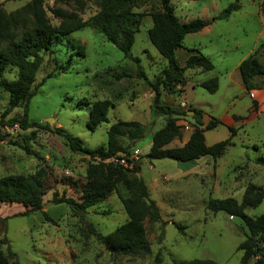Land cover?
I'll return each instance as SVG.
<instances>
[{
    "label": "rangeland",
    "instance_id": "1",
    "mask_svg": "<svg viewBox=\"0 0 264 264\" xmlns=\"http://www.w3.org/2000/svg\"><path fill=\"white\" fill-rule=\"evenodd\" d=\"M30 1L0 0V9L11 15ZM232 2L170 0L182 23L197 18L210 19ZM262 3L264 0H243L239 11L227 20L216 21L211 34L199 40L202 48L198 50L203 55H212L213 75L220 81V86L213 95L197 88L193 99L204 111V124L210 118L222 119L223 124L205 131V143L211 146L227 139V127L235 132L232 145L217 158L204 157L187 164L146 158L153 134L163 128L167 117L153 119L151 90L138 77L136 64L125 59L89 24L64 37L54 45L51 53L43 55L34 85L44 79L45 82L29 102L25 117L23 106L2 117L8 107V95L0 89V179L37 176L41 182L36 191L37 211H30L21 204L0 203V218H8L5 226L0 223V240L8 241L20 264H179L192 260L241 264L242 251L238 247L248 235L244 222L224 212L212 213L208 201L233 198L240 202L248 185L264 190V165L259 164V161L264 163V101L261 104L251 101L237 89L226 88L224 83L229 70L241 59H246L255 45L256 56L264 66ZM43 7L48 23L57 26L59 20L51 10L62 8L89 21L99 12L101 1L43 0ZM159 10V0H140L133 10L142 17L131 54L139 60L150 82L160 79L167 66L147 36V30L152 26L150 14ZM24 15L29 17L27 12ZM185 44L189 45L188 38ZM80 47L81 54L78 53ZM219 49L227 53L219 54ZM177 58L181 61V53ZM69 59L71 65L63 72L61 68ZM124 74L127 76L123 77ZM209 75L202 71L194 76L189 71L186 76L204 80ZM17 76L16 69L7 67L0 81H14ZM186 76L184 80H187ZM104 100L113 104L107 113V123L91 131L87 127L89 108L94 102ZM161 104L169 107L163 101ZM172 109L179 113L196 110L194 105L173 106ZM224 114L232 116L224 118ZM192 116L189 112L173 116L181 136L169 145L170 148L180 147L186 135L193 131ZM22 119L28 125L34 123L35 127L21 128L17 122ZM118 121H135L145 126L141 139L121 138L119 145L130 147L129 158L140 166L139 177L159 210L158 222H145L146 239L150 244L147 255L114 256L92 233L93 229L107 236L127 221L121 203L127 192L122 186L117 185L102 204L81 213L54 201L64 198L78 203L82 190L101 189L105 185L104 175L86 174L87 167L98 161L83 152H72L57 131H66L80 140L83 147L94 150L106 146L107 131ZM118 158L110 163L120 166L119 160L124 157L119 155ZM190 166L194 168L186 172ZM245 213L249 217L264 215V201ZM0 249L6 251V245H1ZM249 264H254V260Z\"/></svg>",
    "mask_w": 264,
    "mask_h": 264
},
{
    "label": "trees",
    "instance_id": "2",
    "mask_svg": "<svg viewBox=\"0 0 264 264\" xmlns=\"http://www.w3.org/2000/svg\"><path fill=\"white\" fill-rule=\"evenodd\" d=\"M79 3V0H73ZM101 7L98 13L83 21L76 13L62 8L51 10L52 15L59 20L57 26H51L45 17L43 0H31L24 8L14 14L7 15L0 9V76L5 68L11 67L17 70L18 76L14 81H0V89L8 95V107L3 116L8 115L12 109L23 106L24 117L28 112V105L36 95V91L43 85L45 79L38 85H34L36 74L42 65L43 55L51 53L54 45L64 37L81 31L88 24L101 33L106 41L118 49L124 56L136 64L138 77L151 90V115L153 119L166 116L167 120L163 128L153 134L151 147L146 155L149 161L171 160L177 164L193 163L204 157L217 158L232 145L235 136L233 128L227 127L229 137L223 141L207 146L205 143V131L215 129L223 125L220 120L210 118L204 124L203 112L200 110H186L178 112L161 104V91L172 93L177 85L184 83V73L190 69H200L210 72L214 66L206 56L196 52L191 54L183 67H180L175 57V52L182 48L184 38L189 34H195L216 21L227 20L233 13L241 9L243 0H233L224 10L211 19H193L182 23L175 15L170 0H159L160 10L150 14L152 26L147 30L150 44L167 66L161 73V78L150 82L142 71L139 60L132 56L131 48L134 44L135 34L140 25V14L133 12L136 3L140 0H100ZM199 1V0H193ZM264 13V3L260 6ZM27 12L29 17L24 15ZM82 48H79L81 54ZM70 59L61 68L64 72L70 67ZM239 75L245 91L264 89V66L256 56V52L243 60L238 67ZM127 75H123L126 77ZM259 81V82H258ZM200 87L208 94L213 95L218 90L216 77L210 78L200 84ZM113 104L108 101L94 102L89 108L87 127L94 131L98 126L107 123V113ZM187 111L193 112L192 119L195 126L188 141L181 147L165 148L174 140L180 138V127L173 116ZM21 128L35 127V124H27L25 120L17 122ZM4 125V122H1ZM60 136L72 152H83L92 160H97L96 165H89L87 175H104L105 185L101 189H84L81 192L79 202L72 199H54L56 203L66 204L76 213L85 212L91 207L105 202L117 185L122 186L127 196L121 200L127 221L116 230L102 236L92 229L97 241L114 256H139L150 252V244L146 239L145 222H158L159 210L151 200L146 184L138 177L140 166L137 161L130 159V147H121L119 139L127 138L130 141L141 139L145 133V126L139 122L118 121L112 124L107 131L105 147L88 150L83 147L80 140L66 131L58 130ZM264 148V143H263ZM123 155L128 166L124 168L110 163V160H118ZM106 162V163H105ZM259 164L264 163L259 161ZM40 179L37 176H10L0 179V203L21 204L30 211H37L36 191L40 187ZM264 201V190L254 185H248L238 202L233 198L212 199L208 201V209L212 213L224 212L230 217L240 218L247 230L244 241L238 249L242 251L241 264H264V215L249 217L245 210L254 209ZM8 218L1 219L0 223L6 225ZM178 230L180 226L176 225ZM6 245V251L0 249V264H20L16 255L11 251L8 241L3 238L0 246ZM179 264H217L210 260H192Z\"/></svg>",
    "mask_w": 264,
    "mask_h": 264
},
{
    "label": "crops",
    "instance_id": "3",
    "mask_svg": "<svg viewBox=\"0 0 264 264\" xmlns=\"http://www.w3.org/2000/svg\"><path fill=\"white\" fill-rule=\"evenodd\" d=\"M215 23L216 22L212 23L210 26L206 27L205 29H203L202 31H200L198 33L189 34V35H187L184 38L183 43H182V48L178 49L175 52V57H176L177 62H178V64H179L180 67H183L185 65L186 60L188 59V57L191 54H195L196 52L202 54L201 53L202 51L200 52L198 50V49L202 48V45H201L202 43H200L199 40H200L201 37H207V36H209L211 34L212 29H213V26H214ZM187 38L189 39V45H186L185 44V40ZM255 48H256V45L252 49V51L250 52V55L254 54V52L256 50ZM178 53H181V61H178V58H177ZM217 53L222 54V53H227V51H222L221 49H219L217 51ZM205 55H206L207 58H209L210 61H212V55H209V54H205ZM242 61L243 60L241 59L227 73L226 80H224L225 81L224 83L226 85V88H228L229 90L237 89L240 92L241 95H244V96L248 97L251 101L254 100V101H257L259 104H261V101H264V89L254 90V91L247 92V91H245V89H244V87L242 85L241 78H240L239 71H238V67H239V65H240V63ZM214 68H215V66H214ZM214 68H213L212 71L209 72L210 73L209 77H206L204 80H196V79H194L192 77H187L186 76L189 71H190L191 75L193 74L194 76H196L197 74L201 73L202 70H200V69H190V70H186L185 73H184V77L186 76L187 77V80L185 79L184 80V83L182 85H177L175 87V89L173 90L172 93H164V92H161V102L163 101V103L168 104V106L170 108H172L173 106L176 107V108H178V107H181L182 108V107H185V106H188V105H194L195 108H196V110H200V111H202L204 113L202 107L197 106L195 104V101L193 99V92L197 88H201L200 87V84L201 83H203L204 81H206V80H208L210 78L215 77V75H213ZM219 84H220V81L218 80V90H217V92L219 91V86H220ZM217 92L215 94H217ZM174 94L177 95L176 98L172 96ZM152 97H153V94H151V92H150L149 99H151ZM233 98H236V96H233ZM188 112H190V111H187V113ZM203 116H205V115H203ZM231 116H232L231 114L230 115L224 114L223 117L224 118H230ZM220 120H222V119H220ZM190 134L186 135V137L184 138V142H183L182 145H184L188 141V139L190 137ZM205 141H206V139H205ZM169 145H167L165 148L170 149ZM182 145H180V147ZM195 162H197V160ZM193 168L191 166H190V168H186V170H187L186 172H190Z\"/></svg>",
    "mask_w": 264,
    "mask_h": 264
},
{
    "label": "built area",
    "instance_id": "4",
    "mask_svg": "<svg viewBox=\"0 0 264 264\" xmlns=\"http://www.w3.org/2000/svg\"><path fill=\"white\" fill-rule=\"evenodd\" d=\"M120 166L124 168H131V166H128L127 162L124 159L119 160Z\"/></svg>",
    "mask_w": 264,
    "mask_h": 264
},
{
    "label": "water",
    "instance_id": "5",
    "mask_svg": "<svg viewBox=\"0 0 264 264\" xmlns=\"http://www.w3.org/2000/svg\"><path fill=\"white\" fill-rule=\"evenodd\" d=\"M191 115H193V112H189ZM50 122V121H49ZM138 177H139V175H138Z\"/></svg>",
    "mask_w": 264,
    "mask_h": 264
}]
</instances>
